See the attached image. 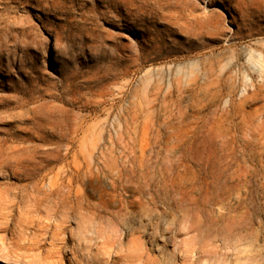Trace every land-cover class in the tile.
I'll return each mask as SVG.
<instances>
[{"label": "rangeland", "instance_id": "rangeland-1", "mask_svg": "<svg viewBox=\"0 0 264 264\" xmlns=\"http://www.w3.org/2000/svg\"><path fill=\"white\" fill-rule=\"evenodd\" d=\"M258 55L264 0H0V264H225L264 229Z\"/></svg>", "mask_w": 264, "mask_h": 264}, {"label": "bare ground", "instance_id": "bare-ground-1", "mask_svg": "<svg viewBox=\"0 0 264 264\" xmlns=\"http://www.w3.org/2000/svg\"><path fill=\"white\" fill-rule=\"evenodd\" d=\"M257 59L260 68L263 69L264 62L262 60V56L258 55ZM242 201H243L242 196L238 194L235 195V202L233 203L221 202L220 204H218L217 205L218 212L216 214V218L213 219V222L215 223L223 222L227 216H231L232 214L236 213L241 208ZM88 221L90 223L89 224L90 227L93 228L94 231H96L97 233L99 231L104 232L105 229H108L110 232H115L118 226V222L112 219H108L103 227L97 225L92 219H89ZM205 243L206 242L204 241L203 245H206ZM183 247H184V250H182L183 257H188L195 250V244H191V242H189L188 240L184 241ZM157 248L158 250H160L159 246H157ZM126 249H127V254L125 255V259L128 261L140 259L142 258V256H144L145 253L149 254L148 252L149 250H146L145 245L143 243L136 244L135 246H133L131 250L130 239L127 240ZM172 256L173 254H171V257ZM202 258L203 256L196 257L198 262H200ZM226 258H227V262L225 264H242V262L244 261H250L252 264H264V229H262V227L259 226L256 232H254L249 239H245V242H242V239H237V242L234 244L233 254L228 255ZM151 260H155L153 258V254L148 255V257L146 258V262H151Z\"/></svg>", "mask_w": 264, "mask_h": 264}]
</instances>
